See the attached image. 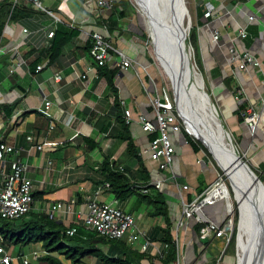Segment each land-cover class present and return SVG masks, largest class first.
Returning a JSON list of instances; mask_svg holds the SVG:
<instances>
[{"label": "crops", "instance_id": "1", "mask_svg": "<svg viewBox=\"0 0 264 264\" xmlns=\"http://www.w3.org/2000/svg\"><path fill=\"white\" fill-rule=\"evenodd\" d=\"M40 1L45 10L30 0H20L22 11L11 20L0 44L6 50L18 48L15 53L0 55V69L3 66L10 69L17 58L25 62L21 70H10L9 76L0 81V139L19 149L20 157L28 163L26 175L34 186L35 212L53 215L66 228L79 226L83 229L84 240L89 230L83 227L82 221L89 203H109L117 199L112 189L100 182V163L110 157L119 167L130 168L137 179H140L139 170L145 163L150 171L149 183L158 175L167 178L174 173L176 176L164 182L161 189H152L163 193L168 206L178 249L176 259L166 262L169 247L166 248L167 242L162 240L164 233L159 230L167 227L166 217L154 214L159 205L138 196L141 189L117 199L118 207L134 215L137 227L147 232L152 244L143 250L140 241L129 243L128 233L125 238L130 252L121 251L118 244H98L99 253L109 258L121 257L125 264H178V261L180 264H236V253L223 250L226 236L204 240L195 231L193 222L183 216L184 200L194 201L203 193H198L199 187L203 186L205 191L218 179L211 168L214 164L203 157L205 152L195 153L182 131L172 132L176 150L173 169L158 173L157 163L144 153L151 135L136 120L128 124L129 133L125 130V109L132 111L134 119L141 112L152 117V97L166 92L159 83L160 73L155 63L149 61L147 40L135 28L134 15L122 22L120 29L112 30L102 20L111 15V9L99 7L94 0ZM206 1L209 3L200 0L195 10L201 68L207 78H213L218 106L229 131L239 135L240 141L242 138L240 149L253 159V164H257L264 175V125L253 134L245 121H241L250 105L264 111L261 70L253 66L239 69L238 63L232 62V50L248 51L260 59L264 68V0ZM199 6L204 13L212 11V15L207 18L203 14L200 18ZM251 16L253 20H250ZM60 26L76 33L63 49L64 65L53 69L47 65V51L53 39L49 38V33ZM241 26L247 28L248 37L238 36ZM215 30L220 32L218 41L213 39ZM96 31L133 60V66L119 68L113 80L109 72L120 62L114 50L105 66H94L87 78L81 77L93 61L90 50L92 33ZM30 50L33 52L27 55ZM38 65L44 67L40 72L35 71ZM29 69L31 73L27 71ZM57 73L61 76L59 81L55 79ZM14 74L20 79H15ZM226 77L231 80V89L225 85ZM46 100L51 101V106L48 114H43L40 109ZM116 100L119 106L115 105ZM4 105L16 107L9 117ZM38 114L44 115V119ZM28 136L33 139L29 140ZM130 142H135L142 160L129 155ZM12 157L8 155V159ZM184 184L190 186L188 190L179 188ZM135 185L138 188L145 186ZM58 202L62 207L52 211V206ZM205 213L217 222L225 223L224 203L207 206ZM7 248L15 256V264H24L23 258L35 264L43 250L42 243H34L26 246V254L21 250L22 253L16 256L14 247ZM61 259L66 264H111L102 261L97 254L88 255L79 263L65 256Z\"/></svg>", "mask_w": 264, "mask_h": 264}, {"label": "built area", "instance_id": "2", "mask_svg": "<svg viewBox=\"0 0 264 264\" xmlns=\"http://www.w3.org/2000/svg\"><path fill=\"white\" fill-rule=\"evenodd\" d=\"M8 1L12 4V10L20 6V0H0V2ZM38 8L45 10L40 0H30ZM101 8L112 9L115 0H94ZM53 16L54 14L50 12ZM205 17L212 15V11L208 10L204 13ZM55 17H57L55 15ZM253 20V16L250 17ZM10 22L8 21L3 36L6 32ZM27 32V29L23 30ZM55 31L49 33V38H53ZM249 33L246 27H240L238 36L241 38L248 37ZM2 36V38H3ZM0 40V44L2 41ZM220 38V32L215 30L213 33L214 41H218ZM114 50L120 57V62L117 66L122 69H128L133 66V60L125 52L115 48L106 36L99 31L92 33V47L90 54L92 56V64L87 66L81 77L87 78L88 73L93 72L95 68L105 66L109 57L110 51ZM18 51L17 47H13L9 50L0 47V55H6L9 53H15ZM232 62L238 63L239 69H247L249 66L260 68L261 70V86L264 87V68L262 62L256 56L248 51L240 52L232 50ZM25 62L22 59H18L10 66L11 72L21 70ZM44 67L38 65L36 72H40ZM31 73V70H27ZM60 74L57 73L55 79L59 81ZM153 107V116L150 117L145 113H139L137 118L134 119L132 111L125 109V120L127 124H130L133 120H136L141 124L143 130L149 134L157 132V136L150 139L149 145L144 149V153L148 157L157 163L158 173L160 171H166L173 169L174 156L176 153L175 146L172 141V132H181L184 127L183 119L176 112L174 98L169 95L168 92L163 94L157 93L151 99ZM51 106V101L46 100L44 106L40 109L43 114H48V110ZM244 121L248 129L255 134L264 125V111L250 105L244 115ZM185 128V127H184ZM29 140L33 139V136H28ZM39 149L42 148L38 146ZM8 155L13 156L12 159H8ZM8 166V170H7ZM28 163L24 161L19 155V149L3 142L0 139V216L5 219H16L24 214L35 211V197L34 186L32 180L26 175L28 171ZM123 170V167H119ZM176 176L173 173L170 177L161 178L159 175L149 185L141 188L143 194H149L152 189H161L164 182H169L175 179ZM226 181L220 176L214 184L209 186L200 196L194 201L183 203V216L191 221L199 224H203L201 227V237L204 240H212L216 237L226 236L227 241L230 240L232 233L227 231V226H231V221L228 223H219L216 220L210 218L205 213L207 206H213L218 203L228 204L227 196L221 194L219 189L224 188ZM106 188H111L107 183ZM188 184H184L179 187L184 190L189 189ZM62 203L58 202L52 206V211L60 209ZM53 217V215H52ZM83 227L86 230L96 231L98 234L107 237L108 239H122L128 233V241L133 244L140 241L141 247L146 250L152 241L148 238L147 232L137 227L135 217L132 213L122 210L118 207V200H114L109 203H98L92 201L88 205V210L83 217ZM80 227L75 225L68 228L67 233L70 236L75 235ZM177 244V243H176ZM166 248L169 244H165ZM178 251V249H177ZM24 264H30L28 258H23ZM0 264H15V256L9 249L0 244ZM180 264V261H178Z\"/></svg>", "mask_w": 264, "mask_h": 264}, {"label": "trees", "instance_id": "3", "mask_svg": "<svg viewBox=\"0 0 264 264\" xmlns=\"http://www.w3.org/2000/svg\"><path fill=\"white\" fill-rule=\"evenodd\" d=\"M22 11V7L18 6L12 10V4L8 1L0 2V40L3 36L5 27L13 18L18 16V14ZM197 12L199 17L201 18L204 14L201 6L197 8ZM138 16L140 22V28H138L141 33V37L144 40L150 41V37L144 31L145 26L142 21L141 15L138 13L136 15L135 8L133 7L131 0H115L114 6L111 9V15L107 19H102L109 28L120 29L121 23L125 22L130 16ZM76 31L67 29L63 26H60L54 34V37L51 42V46L47 51L48 62L47 65L53 69H59L64 65L63 62V49L65 45L72 40ZM187 42L193 47L194 51L197 53L198 50V36H197V25H193L191 27L190 33L187 38ZM33 50H30L28 54H31ZM110 54H113V51H110ZM36 59L35 62H37ZM150 63L154 62L152 57H149ZM199 66V70L202 68ZM103 67V66H102ZM101 68V67H99ZM119 71V67H115L110 70L111 80L117 75ZM202 72V71H201ZM10 69L3 66L0 69V81H3L9 76ZM15 75V74H14ZM15 79H20L18 75L14 76ZM169 80V78H168ZM225 85L231 89L232 83L229 77L224 79ZM115 105L119 106L120 103L116 100ZM16 107H9L8 105H4L3 109H5L6 116L9 117ZM242 108V107H240ZM44 115H39V118H43ZM44 119V118H43ZM244 121V119H241ZM224 124V123H223ZM44 125V124H40ZM128 124L125 125V130L129 133ZM190 131V130H189ZM182 132L184 133L188 143L192 145V148L195 153L204 151L209 159H212L214 165L216 166L218 172L227 182L226 176L223 174V171L217 166L215 161L213 160L211 154L208 150L201 144V142L192 139V137L188 134L184 127H182ZM191 132V131H190ZM127 133V134H128ZM193 135V133L191 132ZM151 137H156L157 132L150 134ZM127 138H130V135H127ZM194 136V135H193ZM195 137V136H194ZM196 138V137H195ZM197 139V138H196ZM129 155H134L138 157L140 160L139 151L135 144V142H130L128 148ZM144 165V166H143ZM141 169L139 170L140 179H137L136 175L132 173L130 168L126 166L123 167V170L119 169L118 162L112 161L110 157H106L99 165L98 173L101 177L100 182L104 184H109L114 196L119 198H124L129 196L132 193L137 192V190L141 189L135 185L138 183L139 185H149L151 180L150 171L145 167V163H143ZM141 182H139V181ZM264 180V179H262ZM264 182V181H263ZM230 188V186H229ZM150 194L138 193V196L147 200L150 204L154 203L159 205L155 210V215H164L167 221V227L160 228L164 233L162 240L169 244V249L166 255V262H173L177 256V244L175 243L173 233L171 230V218L168 214V206L166 205L164 195L161 191H153ZM204 192L203 186L199 187L198 193ZM154 194V196H153ZM232 194V192H231ZM35 197V195H34ZM189 199L192 200V197L189 195ZM188 199V200H189ZM227 217V214L225 215ZM233 221L236 224L235 229L232 233V236L228 242L226 247V252H229L233 255L236 253V235H237V224L239 221V211L238 208L235 210V214L233 216ZM193 226L195 231L201 236V227L203 224L193 222ZM68 228L58 223L53 217L50 216L49 213H37L35 211L24 214L23 216L16 219H5L0 216V244L5 245L6 247H14L16 251L17 248H20V253L23 247L28 246L34 243H42V253L35 259V264H66L61 256H65L67 259H71L73 262H81L83 258L87 257L91 254H97L102 261L111 262V264H125V261L120 258H113L109 256H105L99 253V249L97 248L98 244H110L113 246L118 244L120 246V250L123 252H130L131 248L126 240V238L122 239H108L96 231H88L89 235L86 239H82L83 229L79 228L78 232L70 236L67 233ZM120 251V252H121Z\"/></svg>", "mask_w": 264, "mask_h": 264}, {"label": "water", "instance_id": "4", "mask_svg": "<svg viewBox=\"0 0 264 264\" xmlns=\"http://www.w3.org/2000/svg\"><path fill=\"white\" fill-rule=\"evenodd\" d=\"M144 4L148 17H150L151 23H149V28H153L155 36L151 34L150 44L152 45L151 53L153 55L154 63L159 67L168 88L173 92V98L175 102L176 112L179 113V102L178 98L186 108L189 110L191 116L195 120L200 119H212L220 120L222 119V113L217 104L215 95L208 92L204 86H201L195 78V68L196 66L192 62V56L188 54L187 38L190 33L192 24L191 18H188L187 26H184V17L189 13V9L186 4V0H141ZM133 5L137 8L135 0H131ZM137 8L140 14V9ZM145 15V13H144ZM148 28V29H149ZM155 41L157 43L155 44ZM159 53L162 58V63H159L156 53ZM151 55V54H150ZM174 81L179 97L176 92L171 89L168 78ZM208 110V111H207ZM185 130L194 139L201 142V144L208 150L212 155V158L216 162L217 166L223 171V174L228 179V174L217 161L215 155H213L212 150L207 146V144L195 138L189 129L187 128L185 121L183 120ZM209 131V130H208ZM205 131L206 135L211 138L210 132ZM219 137L225 142V147L229 153V156L234 161L239 164L244 171L242 180H245L246 189L250 186L256 188V196L258 200H262V203L257 204L256 197L254 198L255 203H251V209L253 210L252 216L248 219L249 234L254 238L255 243L263 248L264 251V196L261 194L259 187H264V182L259 178L250 164L244 159V155L241 153V149L238 144L234 143L232 134L223 124L222 120L218 122ZM238 166V165H237ZM247 177L249 178L247 180ZM234 193L235 201L239 208V221L238 229L236 235V258L238 256V245H239V235H240V222H241V208L239 205V200L236 197V191L233 184H230ZM264 191V189H263ZM259 193V195H257ZM230 204H228L229 207ZM250 209V210H251ZM229 211V210H228ZM231 212V211H229ZM232 222V221H231ZM232 225V223H231ZM227 231L233 232L231 226H227ZM237 264V262H236Z\"/></svg>", "mask_w": 264, "mask_h": 264}, {"label": "bare ground", "instance_id": "5", "mask_svg": "<svg viewBox=\"0 0 264 264\" xmlns=\"http://www.w3.org/2000/svg\"><path fill=\"white\" fill-rule=\"evenodd\" d=\"M135 1H136V5L140 8L141 14L145 17L146 25L149 28L148 24L151 23L152 26V22L150 17H148V13L144 4L142 3L141 0H135ZM189 17L191 18L190 12L186 14L184 17L183 22L185 27L187 26L186 23ZM153 30H154L153 28L150 29L152 35L155 36ZM156 43L157 41H155V44ZM155 53L159 63H162V58L160 57L159 53L156 52V49H155ZM188 54L191 56L190 51H188ZM195 72H196L195 78L197 82L201 86H204V80L201 74L198 72L197 68H195ZM169 81L171 82L173 90L176 92L177 96L179 97L178 89L174 81H172L170 77H169ZM178 102H179L180 116L185 121L187 128L193 133V135L196 138L203 140L207 144V146L212 150L213 155H215L218 163L223 168H225V171L228 174V181L230 184L231 183L233 184L234 189L236 191V197L239 200V205L241 208L240 235H239V245L237 252L238 256L236 258L237 264H264L263 248L261 246L259 247L255 243L254 238L249 234V228H248V219L252 216L251 211L253 212V210L251 209L252 208L251 203L252 202L255 203L254 198L256 197L257 204L260 205L262 203L263 198L261 200H258L255 193L256 188H253L254 185L253 187L250 186L248 189H246L243 186L247 182V181L244 182L245 180H242L244 174L243 168L234 161L233 157L231 158L229 156V153L225 147V142L219 137V133L217 131L218 122H220L221 119L215 120L212 119L211 116H209L210 119L208 120L205 118L200 120H195L191 116L189 110L186 108L184 103H182V101L179 100V98H178ZM206 130L207 131L209 130L208 132H210L211 138H209L206 135L205 133ZM248 179L249 178L247 177V180ZM259 189L261 194L264 196V191H263L264 187L261 186L259 187ZM219 191L221 194L227 196L228 204H230L228 210L232 212L234 200H232V194L229 185L225 183L223 190L219 189ZM257 195H259V193H257ZM231 227L233 228V225H231Z\"/></svg>", "mask_w": 264, "mask_h": 264}, {"label": "rangeland", "instance_id": "6", "mask_svg": "<svg viewBox=\"0 0 264 264\" xmlns=\"http://www.w3.org/2000/svg\"><path fill=\"white\" fill-rule=\"evenodd\" d=\"M202 1V0H201ZM204 2H205V4H208L209 2L208 1H206V0H203ZM200 2V0H186V4H187V7H188V9H189V12H190V15H191V24H192V26L193 25H196L195 23H196V14H195V10H196V7H197V5H198V3ZM132 3V2H131ZM46 4V3H45ZM132 5H133V3H132ZM133 7L135 8V12H136V15L138 14V11H137V8L133 5ZM140 9V8H139ZM138 9V10H139ZM140 15H141V18H142V21H143V23H144V26H145V32L148 34V36L150 37V41H151V34H152V32L150 31V29H148V27H147V25H146V20H145V17L141 14V11H140ZM135 17V25H136V29H138V28H140V22H139V17L138 16H134ZM187 24V23H186ZM141 29V28H140ZM139 30V29H138ZM147 43H148V48H147V50H149V52H150V54H151V57L153 58V55H152V53H151V49H152V45L150 44V42H148L147 41ZM187 47H188V51H190L191 52V56H192V62L194 63V65L196 66V68H197V70H198V72L201 74V76H202V78H203V80H204V87H205V89L208 91V92H210V93H213L214 95L216 94L215 93V91H216V89H215V83L212 81V77L210 76V78L208 77L207 78V75L204 73V71L203 70H201V71H203V73L199 70V66L197 65V63L196 62H198V64L201 66V62H200V56H198V50H197V53L194 51V49H193V47L187 42ZM200 51V50H199ZM200 54V53H199ZM155 67H156V69L158 70V73H160L159 75H158V78H159V83L161 84V86H162V88L164 89V91H166V92H168L169 93V95H171L172 97H173V92H171L170 90H169V88H168V85H167V83H166V81H165V78H164V76L162 75V73H161V71H160V69H159V67L155 64ZM202 67V66H201ZM169 81V80H168ZM169 84H170V87H171V89L173 90V88H172V85H171V82L169 81ZM215 98H216V96H215ZM216 101H217V98H216ZM217 104H218V102H217ZM222 122L224 123V125L226 126V128L228 129V124H227V121H226V119H225V117H224V115H223V117H222ZM229 130V129H228ZM231 134H232V132H230ZM234 135V136H233ZM232 137H233V140H234V143H236V144H238L239 145V142H242V138H241V141H240V136L239 135H236V134H232ZM198 141V140H197ZM243 150H241V153L244 155V159L250 164V166L253 168V170L256 172V174L259 176V178L262 180V179H264V175L263 174H261V172H260V167H258V165L257 164H253V159H251V157L249 156V155H247L246 153H245V151H243ZM205 154V153H204ZM203 154V157L205 158V159H207L208 160V162L209 163H211L212 165L214 164L213 163V161H211L212 159H209L206 155H204ZM212 156V155H211ZM214 160V159H213ZM211 168H213L214 169V171L216 172V174H217V178H219L221 175H220V173L218 172L217 173V168L215 167V165H213V166H211ZM181 181V180H180ZM226 181V180H225ZM262 181H264V180H262ZM182 182V181H181ZM229 186H230V183H229V181H228V179H227V182H226ZM230 190H231V192H232V200H234L233 201V207H232V212H229L228 211V206H226L225 204V210H226V214H227V217H226V219H225V223H228V221H232V225H233V231H234V229H235V226H236V224L234 223V221H233V216H234V214H235V210H236V208H238V205H237V203H236V201H235V199H234V193H233V190H232V188L230 187ZM238 211H239V208H238ZM237 229H238V224H237ZM227 243H228V241H226L223 245H224V247H223V250H225L226 249V246H227ZM22 252L23 253H27V249H26V246L25 247H23L22 248ZM19 253H20V248H17V250L15 251V255L17 256V255H19ZM228 253H230V251L228 252ZM103 254V253H102ZM104 255V254H103Z\"/></svg>", "mask_w": 264, "mask_h": 264}]
</instances>
